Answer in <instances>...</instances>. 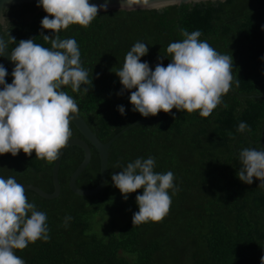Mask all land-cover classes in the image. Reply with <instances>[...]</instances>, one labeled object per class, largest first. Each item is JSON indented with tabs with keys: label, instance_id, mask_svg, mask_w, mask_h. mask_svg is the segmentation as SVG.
I'll return each instance as SVG.
<instances>
[{
	"label": "trees",
	"instance_id": "1",
	"mask_svg": "<svg viewBox=\"0 0 264 264\" xmlns=\"http://www.w3.org/2000/svg\"><path fill=\"white\" fill-rule=\"evenodd\" d=\"M43 7L3 10L2 39L27 86L101 143L130 127L111 142L96 195L68 189L82 159L70 146L56 198L22 191L0 212V264H264V0ZM71 138L83 139L32 105L0 58V205L22 184L51 193L54 151ZM88 147L80 189L99 175ZM95 219L111 229L98 234Z\"/></svg>",
	"mask_w": 264,
	"mask_h": 264
},
{
	"label": "water",
	"instance_id": "2",
	"mask_svg": "<svg viewBox=\"0 0 264 264\" xmlns=\"http://www.w3.org/2000/svg\"><path fill=\"white\" fill-rule=\"evenodd\" d=\"M224 0H0V26L3 25L4 17L3 10L8 9L12 6H16L24 3H39L44 5L40 10H50L58 9L64 11H86L91 13L93 11H112V10H159L167 6H180L182 4H196L201 2H223ZM0 58L3 61L5 67L9 71L14 83L21 92V94L35 107L57 113L65 118H67L70 123L75 127L83 139L71 138L60 143L54 151L52 158V166L50 171V178L52 183V192L46 193L39 188L30 185L22 184L19 185L11 194L10 200L5 205H0V212L7 211L11 209L17 200L18 195L22 191H30L36 194L38 197L44 200H51L58 196L59 194V183L57 179V171L59 166V161L63 151L70 146H76L82 151V159L74 171L70 174L67 187L68 189L77 196L88 197L96 195L103 187L106 177V165H107V155L108 149L111 142L130 126L124 128L119 133L114 135L109 141L101 143L95 137V135L89 130L87 125L81 119V117L73 110L54 103L51 101L44 100L37 95H35L24 81L21 73L19 72L13 58L11 57L9 51L7 50L2 35L0 32ZM147 122V121H146ZM155 123L156 120L150 121ZM132 126V125H131ZM262 137H260L261 141ZM88 144L91 145L98 155L99 160V175L97 184L91 189H80L75 185V180L78 175L86 168L90 160V151Z\"/></svg>",
	"mask_w": 264,
	"mask_h": 264
},
{
	"label": "rangeland",
	"instance_id": "3",
	"mask_svg": "<svg viewBox=\"0 0 264 264\" xmlns=\"http://www.w3.org/2000/svg\"><path fill=\"white\" fill-rule=\"evenodd\" d=\"M122 219H118L113 225V230H115L118 226L122 224ZM92 228L98 233V234H103L104 232L108 231L111 229V227H107V222L106 220H101V219H95L94 224L92 225Z\"/></svg>",
	"mask_w": 264,
	"mask_h": 264
},
{
	"label": "flooded vegetation",
	"instance_id": "4",
	"mask_svg": "<svg viewBox=\"0 0 264 264\" xmlns=\"http://www.w3.org/2000/svg\"><path fill=\"white\" fill-rule=\"evenodd\" d=\"M25 4H29L30 5V4H38V3H24V4H19V5H16V6H12L11 8L7 9V10H9L7 12H10L11 10L19 9L20 7H24Z\"/></svg>",
	"mask_w": 264,
	"mask_h": 264
}]
</instances>
